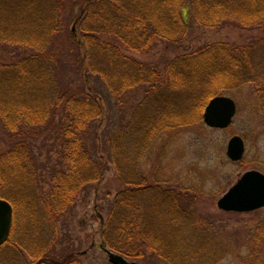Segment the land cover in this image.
Listing matches in <instances>:
<instances>
[{"label":"trees","instance_id":"trees-1","mask_svg":"<svg viewBox=\"0 0 264 264\" xmlns=\"http://www.w3.org/2000/svg\"><path fill=\"white\" fill-rule=\"evenodd\" d=\"M0 2V121L7 146L0 198L13 208L10 237L0 249L17 247L28 258L24 264H83L74 251L60 255L56 247L59 223L107 171L105 161L94 159L103 88L119 110L109 158L123 187L102 224L103 245L115 264L145 252L160 256L147 238L156 235L149 233L156 221L148 218L156 199L131 177L134 162L153 138L192 125L228 89L254 84L260 101L264 68L249 59L253 50L248 56L221 43L167 62L161 79L152 65L121 50L147 54L158 41L179 44L189 31L186 7L190 21L206 29H263L264 0H81L72 17L63 10L70 0Z\"/></svg>","mask_w":264,"mask_h":264},{"label":"rangeland","instance_id":"rangeland-1","mask_svg":"<svg viewBox=\"0 0 264 264\" xmlns=\"http://www.w3.org/2000/svg\"><path fill=\"white\" fill-rule=\"evenodd\" d=\"M70 1L63 10L70 12L71 17L79 15L81 0ZM188 12V7L182 9L189 31L179 44L158 41L147 54L121 51L140 63L152 65L161 79L167 62L200 47L221 43L247 51L248 56L249 50H253L249 59L264 68V28L206 29L192 23ZM260 39L262 42L257 43ZM0 46L3 51L4 45ZM98 93L104 116L93 128V134L98 135L94 142L99 146L94 159L105 161L107 171L99 186L92 185L78 195L74 209L59 223L62 244L56 250L60 255L74 251L83 264H115L111 260L113 254L103 245L101 231L122 187L109 158L119 110L105 89H99ZM217 96L229 97L236 104L237 111L228 128L207 127L203 110L200 118L192 119V125L153 138L134 162L131 177L150 187L145 194L157 200L151 201L148 210V218L156 221V227H151L149 233L156 235L147 238L151 242L150 251L153 247L161 255L145 252L142 259H124L126 264H264V208L247 213H227L217 208V201L245 172L256 170L264 174V114L254 84L228 89ZM3 129L0 121V156L7 148ZM234 136L245 142V156L237 163L226 155L228 142ZM2 183L0 179V188L4 187ZM141 200V196H135L134 205ZM175 203L178 211L172 210ZM173 219L182 226L176 223L171 226ZM16 249L10 245L0 249V264H24L28 258Z\"/></svg>","mask_w":264,"mask_h":264},{"label":"water","instance_id":"water-1","mask_svg":"<svg viewBox=\"0 0 264 264\" xmlns=\"http://www.w3.org/2000/svg\"><path fill=\"white\" fill-rule=\"evenodd\" d=\"M236 114L235 102L226 96H216L206 105L203 122L212 129L228 128ZM245 152L243 140L232 137L226 155L232 162L242 160ZM264 207V175L257 171L245 172L238 181L217 201V208L224 212L247 213ZM13 224V210L9 202L0 198V246L9 238Z\"/></svg>","mask_w":264,"mask_h":264},{"label":"flooded vegetation","instance_id":"flooded-vegetation-1","mask_svg":"<svg viewBox=\"0 0 264 264\" xmlns=\"http://www.w3.org/2000/svg\"><path fill=\"white\" fill-rule=\"evenodd\" d=\"M260 97H261V100L259 101V104H260V108L262 110V113L264 114V95H261ZM244 156H245V154H244ZM249 171H256V170H249ZM257 172H259V171H257ZM259 173H261V172H259Z\"/></svg>","mask_w":264,"mask_h":264}]
</instances>
